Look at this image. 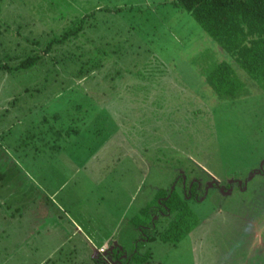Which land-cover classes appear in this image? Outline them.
Returning a JSON list of instances; mask_svg holds the SVG:
<instances>
[{
	"label": "rangeland",
	"instance_id": "1",
	"mask_svg": "<svg viewBox=\"0 0 264 264\" xmlns=\"http://www.w3.org/2000/svg\"><path fill=\"white\" fill-rule=\"evenodd\" d=\"M170 1L0 0V64L10 67L82 20L45 63L0 70V247L14 249L0 264L54 252L52 264H92L84 237L97 251L113 233L121 256L98 251L105 264H128L136 251L145 264L263 262L264 93L251 86L217 101L203 72L235 61ZM89 59L103 65L76 77ZM183 165L202 185L249 184L187 201L198 225L178 244L156 234L136 247L154 234L134 225L140 210Z\"/></svg>",
	"mask_w": 264,
	"mask_h": 264
},
{
	"label": "trees",
	"instance_id": "2",
	"mask_svg": "<svg viewBox=\"0 0 264 264\" xmlns=\"http://www.w3.org/2000/svg\"><path fill=\"white\" fill-rule=\"evenodd\" d=\"M170 4L189 14L203 31L227 52L230 59L235 61L236 69L223 60L203 72L217 101L232 103L242 98L244 90H248L250 95L251 86L264 93V0H171ZM81 23L82 20L75 22L57 38L46 40L43 50H25V54L18 57L13 67L0 64V70L28 71L45 63V55L50 54L53 46H61L78 37L82 32ZM29 51L31 53L27 55ZM85 64V68L81 67L76 77H84L103 65L101 60L96 62L92 59ZM237 68L244 72L243 78L237 73ZM105 119L108 121V118ZM186 203V199L177 190L161 189L153 204L140 210L141 215H145V220L134 223L142 233L153 230L154 234L151 237L144 235L145 238L138 242L136 247L154 240L156 234L166 243L178 244L198 225V220L188 210ZM159 218L166 220L160 231L157 229ZM146 258L147 256H141L136 251L128 264H142Z\"/></svg>",
	"mask_w": 264,
	"mask_h": 264
},
{
	"label": "flooded vegetation",
	"instance_id": "3",
	"mask_svg": "<svg viewBox=\"0 0 264 264\" xmlns=\"http://www.w3.org/2000/svg\"><path fill=\"white\" fill-rule=\"evenodd\" d=\"M195 170L196 169H193V167L187 166V165L186 166L183 165V166L177 168L178 173H176L173 176L172 183L168 189L169 190H177V188L179 187L180 191H178V190L177 191L182 194L183 198H185L186 201H194L197 203L203 198L205 201L210 190L212 191V190L218 189L219 192H221V190H223L222 192L225 193V192H228L230 190L232 191L233 185L238 186V184L241 185V183H242L238 180L237 181L236 180L235 181L229 180L226 183L224 189H222L223 187L214 181L211 183L207 182L205 185H202L201 179L198 177V172H196ZM254 174L255 173H253V175ZM263 174H264V168H259L255 175L256 176H263ZM244 184L245 183H243V185H241L242 187L238 186L239 187L238 189L239 190L242 189L241 191H243V189H246L248 184H249V181L247 182L246 186ZM262 249H263V257L262 256H260V257H262L263 262L257 260L259 257L255 258L256 262H260L259 264H262V263L264 264V247ZM120 256L121 255L119 253L118 258Z\"/></svg>",
	"mask_w": 264,
	"mask_h": 264
},
{
	"label": "crops",
	"instance_id": "4",
	"mask_svg": "<svg viewBox=\"0 0 264 264\" xmlns=\"http://www.w3.org/2000/svg\"><path fill=\"white\" fill-rule=\"evenodd\" d=\"M42 134V133H41ZM35 148V147H34ZM31 152V154L32 155H34V153L32 152V151H30ZM31 168V167H30ZM2 175L3 174H0V179L2 180ZM73 227H74V231L76 232V233H78V234H80V235H82L83 236V234H84V230L79 226V225H77L76 223L74 224L73 223ZM138 229V228H137ZM89 230V229H88ZM87 230V231H88ZM37 232H39V229H37ZM139 232L141 233V236H144V235H142V232H141V230H139ZM99 235V234H98ZM86 236V235H85ZM5 237V235H4V233H2V235L0 236V242L2 241V239ZM84 240H85V244H86V250L88 251V257H89V259L90 260H92V264H97L98 262H102V255H98V251H99V253H104L107 249L109 250V249H111V248H113V247H120V241L117 239V235H114V233H113V235H112V237H110V238H99V241H101L100 242V246H99V248L97 249V251H96V249L94 248V247H92L91 248V250H89L88 249V245H89V242H91V241H89L88 242V240H87V238L86 237H84ZM137 242V241H136ZM138 242H140V240H138ZM23 244H25V241H24V239H22V243H21V245H23ZM136 245H137V243H135ZM108 245H110L109 246V248H108ZM6 246V245H5ZM100 249H104V251L103 252H100ZM8 250L9 251H12V250H14L13 248H8V246H6L5 247V249L3 248V249H1V247H0V253H4V255L5 256H7L8 257ZM18 251V248L16 249V252ZM56 251H58V249L56 248ZM13 252V251H12ZM54 256H56V252H54V254L53 253H50V254H48V255H46V260L44 259V260H42V261H40V263L39 264H43V263H47V264H52L53 262H54V260H53V258H54ZM114 257H116L117 258V255H114ZM53 260V261H52ZM129 261V260H128ZM11 262V261H10ZM9 262V263H10ZM142 264H145V262L144 263H142Z\"/></svg>",
	"mask_w": 264,
	"mask_h": 264
},
{
	"label": "water",
	"instance_id": "5",
	"mask_svg": "<svg viewBox=\"0 0 264 264\" xmlns=\"http://www.w3.org/2000/svg\"><path fill=\"white\" fill-rule=\"evenodd\" d=\"M107 253L111 256V257H113L114 255H118L119 254V246L118 247H113V248H111V249H109V250H107ZM106 253V254H107ZM103 255H105V253L103 254ZM102 255V256H103ZM102 262H103V264H105L104 262V259H103V257H102Z\"/></svg>",
	"mask_w": 264,
	"mask_h": 264
},
{
	"label": "built area",
	"instance_id": "6",
	"mask_svg": "<svg viewBox=\"0 0 264 264\" xmlns=\"http://www.w3.org/2000/svg\"><path fill=\"white\" fill-rule=\"evenodd\" d=\"M104 251V249H100V252H103Z\"/></svg>",
	"mask_w": 264,
	"mask_h": 264
}]
</instances>
